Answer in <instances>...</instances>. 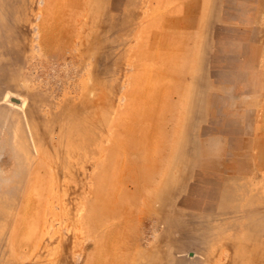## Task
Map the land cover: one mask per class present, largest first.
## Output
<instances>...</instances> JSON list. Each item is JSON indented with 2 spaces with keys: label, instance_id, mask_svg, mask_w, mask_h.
<instances>
[{
  "label": "rangeland",
  "instance_id": "1",
  "mask_svg": "<svg viewBox=\"0 0 264 264\" xmlns=\"http://www.w3.org/2000/svg\"><path fill=\"white\" fill-rule=\"evenodd\" d=\"M0 264H264V0H0Z\"/></svg>",
  "mask_w": 264,
  "mask_h": 264
}]
</instances>
